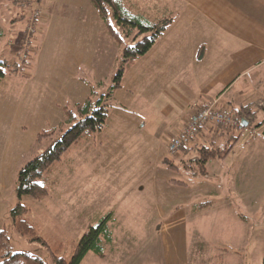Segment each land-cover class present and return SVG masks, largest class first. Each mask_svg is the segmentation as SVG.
Returning a JSON list of instances; mask_svg holds the SVG:
<instances>
[{
  "label": "crops",
  "instance_id": "0c3cea01",
  "mask_svg": "<svg viewBox=\"0 0 264 264\" xmlns=\"http://www.w3.org/2000/svg\"><path fill=\"white\" fill-rule=\"evenodd\" d=\"M162 1L175 19L123 75L105 127L65 154L55 166L53 189L28 214L64 249H73L90 225L112 214L107 256L90 252L81 264H199L205 253L223 264L214 247L192 249L197 237L207 238L202 222L216 204L209 195L229 192L225 202L233 200L230 214L238 217L239 193L264 190L262 177L252 185L253 171L264 169V0ZM25 7L27 14L38 9L40 16L30 35L33 46L16 57L32 52L31 71L0 81V196L15 189L22 162L41 150L38 133L63 121L65 105L97 90L98 66L118 62L122 52L91 0H33ZM210 104L228 112L252 108L247 137L241 141L242 133L209 122L170 155L172 139ZM220 133H236L239 140L225 158L206 163V174H195L189 164L198 147L224 146L215 138ZM167 157L177 167H168ZM178 159L189 162L181 166ZM211 170L216 186L206 187ZM194 185L202 191L197 199L190 193Z\"/></svg>",
  "mask_w": 264,
  "mask_h": 264
},
{
  "label": "trees",
  "instance_id": "16d2710c",
  "mask_svg": "<svg viewBox=\"0 0 264 264\" xmlns=\"http://www.w3.org/2000/svg\"><path fill=\"white\" fill-rule=\"evenodd\" d=\"M33 0H18L17 5L23 4L17 20L28 19L24 30L23 48L33 46L30 35L36 24L33 10L27 14L26 5ZM99 15L106 24L107 30L115 41L122 46L121 60L117 72L113 75L107 91L98 94L92 88L83 101L64 106V119L57 126L40 131L37 135V145L46 139H51L49 145L23 163L16 174L15 192L19 201L12 207L8 225L10 229L37 242V248L45 249L51 264H81L84 257L92 252L99 257L107 256V247L113 241V224L116 218L110 214L100 223L90 225L72 249L71 258L66 259L62 243L49 241L40 227L28 217L31 206L24 203L23 197L41 200L49 194L51 185L56 182L55 166L61 162L65 154L77 143L88 137H95L106 125L110 113V101L115 89L121 87L125 72L164 34L176 17V12L166 6L162 0H91ZM170 8V9H169ZM31 9V8H30ZM4 31L0 28V38ZM129 38L133 40L129 43ZM20 58L0 59V81L9 74L28 75L31 71L32 52L25 53ZM236 119H245L248 127L254 119L255 112L249 106L234 109L230 112ZM233 136V135H231ZM238 135H234V143L229 140L224 146L216 143L214 146L198 147V156L190 163L195 174H206V163L212 158H225L233 149ZM168 167H177L173 159L167 157L163 161ZM54 178V179H53ZM0 264H50L36 252L24 250L13 252L10 245L9 230L0 224Z\"/></svg>",
  "mask_w": 264,
  "mask_h": 264
},
{
  "label": "rangeland",
  "instance_id": "374dc122",
  "mask_svg": "<svg viewBox=\"0 0 264 264\" xmlns=\"http://www.w3.org/2000/svg\"><path fill=\"white\" fill-rule=\"evenodd\" d=\"M16 1L18 0H0V28L4 31L3 37L0 38V59L6 57L16 58L18 53L24 49L19 45L21 42L23 43V27H27V18L24 20L16 19L17 15L24 10L23 4L18 6ZM132 42L133 40L129 38V43ZM23 51L25 52V50ZM105 52L106 49L103 48L102 53ZM120 60L121 56L118 62H116L113 58L108 64H102V67L100 65L98 66V69H101L100 71H102V75L98 78V84H96L97 82L95 83L97 85L98 94L108 90L113 75L119 68ZM244 129L246 133H243L244 131L240 132L243 134L241 136V141L245 139L252 130L250 127H244ZM219 130L221 129L219 128ZM235 134L236 133H233V136H229L228 134L220 133L219 135L217 134L215 138L222 142V144L226 143L228 140L234 143ZM50 142L51 139H46L42 144L41 150L46 148ZM37 150L27 156L26 159L24 158L25 161L27 159H31V157L41 151ZM178 162L182 166L185 163L188 164L189 159H178ZM213 175L214 174L211 170V175L207 181H204V186H216V178ZM261 177L264 179V169H258L256 172L253 171L252 185L259 184ZM53 186L54 184L51 185L50 188L53 189ZM197 187V185H194L192 191L190 192L192 194V199L200 197V193L202 191L198 192ZM8 192L0 196V224L1 226L5 225L9 230L10 245L13 252L24 250L33 251L44 257L51 264L48 256L46 255V250L37 248L40 246L37 242L30 241L26 237L10 229V226L8 225L10 211L19 201V198L15 190L10 191L9 193ZM250 192L251 191L243 190L234 199L236 204L235 210L238 217L230 214L232 206L229 205V202L232 203L233 200L228 203L225 202L228 201L227 199L230 197L229 192H215L209 195V197H212L216 204L214 209L207 214V217H209L208 221L202 222L204 228L206 229L207 238L203 237L199 239L197 237L192 246L193 251L198 250L200 252H207L209 249L214 247L218 250V252H222V257L224 258L223 264H264V190L257 188L256 191H254L252 188V196L250 195ZM244 193L246 194L245 196ZM225 194L227 197L226 199H223ZM254 195L256 197L255 199ZM22 200L27 205L34 206L36 199L23 197ZM8 206L12 207L7 211ZM138 243V241H135L137 246ZM227 251L230 254H228ZM62 253H64L66 259L69 260L72 254L71 247H66ZM199 258V262L197 261L196 263H215V261L212 260V255L208 253L200 255ZM216 264L220 263L217 262Z\"/></svg>",
  "mask_w": 264,
  "mask_h": 264
},
{
  "label": "built area",
  "instance_id": "2783aa9c",
  "mask_svg": "<svg viewBox=\"0 0 264 264\" xmlns=\"http://www.w3.org/2000/svg\"><path fill=\"white\" fill-rule=\"evenodd\" d=\"M40 12H35V17H39ZM34 30V26L32 27ZM26 56V55H25ZM215 124L217 127L227 132L235 131L240 133L244 129L241 120L236 119L230 112L216 106V104L206 105L196 111L181 132L172 139L168 146V152L174 156L192 138L201 132V128L207 123Z\"/></svg>",
  "mask_w": 264,
  "mask_h": 264
},
{
  "label": "water",
  "instance_id": "95a60500",
  "mask_svg": "<svg viewBox=\"0 0 264 264\" xmlns=\"http://www.w3.org/2000/svg\"><path fill=\"white\" fill-rule=\"evenodd\" d=\"M241 121L244 124V126H247L248 125V122H246L245 119H242Z\"/></svg>",
  "mask_w": 264,
  "mask_h": 264
}]
</instances>
